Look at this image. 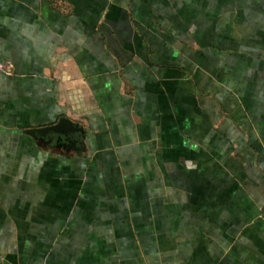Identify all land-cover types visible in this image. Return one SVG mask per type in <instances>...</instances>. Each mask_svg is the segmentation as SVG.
Wrapping results in <instances>:
<instances>
[{"label": "crops", "instance_id": "obj_1", "mask_svg": "<svg viewBox=\"0 0 264 264\" xmlns=\"http://www.w3.org/2000/svg\"><path fill=\"white\" fill-rule=\"evenodd\" d=\"M0 264H264V0H0Z\"/></svg>", "mask_w": 264, "mask_h": 264}, {"label": "water", "instance_id": "obj_2", "mask_svg": "<svg viewBox=\"0 0 264 264\" xmlns=\"http://www.w3.org/2000/svg\"><path fill=\"white\" fill-rule=\"evenodd\" d=\"M83 126L79 125L77 122L69 118L68 116H61L59 120L55 123L39 126L32 128L33 133H38L43 136L49 134V132H57L59 134L69 135L76 131H83Z\"/></svg>", "mask_w": 264, "mask_h": 264}, {"label": "built area", "instance_id": "obj_3", "mask_svg": "<svg viewBox=\"0 0 264 264\" xmlns=\"http://www.w3.org/2000/svg\"><path fill=\"white\" fill-rule=\"evenodd\" d=\"M8 70H9V66H8V68H7Z\"/></svg>", "mask_w": 264, "mask_h": 264}]
</instances>
